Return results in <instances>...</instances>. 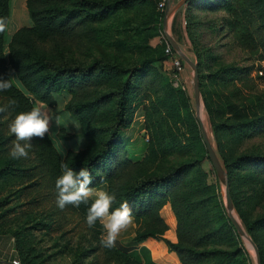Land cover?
<instances>
[{
  "label": "rangeland",
  "instance_id": "rangeland-1",
  "mask_svg": "<svg viewBox=\"0 0 264 264\" xmlns=\"http://www.w3.org/2000/svg\"><path fill=\"white\" fill-rule=\"evenodd\" d=\"M160 1L107 0L108 15L96 24L90 39L93 52L102 58L136 65L133 79L138 88L132 99L131 119L120 133L121 145L146 173L179 165L188 169L181 192L194 199L197 225L210 235L205 246L214 247V254L211 252L203 264H258L255 249L236 233L227 217L231 215L225 181L209 154L202 122L221 162L224 155L229 161L235 215L258 245L264 264V73L260 72L264 69V0H187L172 15L170 33L198 64L200 108L193 65L182 56L184 68L176 73L172 59L162 48L167 38L165 10L180 0H169L167 6L159 5ZM29 23L26 7L14 1L5 35V54L12 32ZM8 72L13 82L22 87L11 66ZM128 75L129 72H100L84 79L86 83L78 93L93 106L86 121L87 135L81 134L86 140L84 147L99 145L114 118L116 99L102 102L97 96ZM70 97L71 92L60 89L52 105L34 100L35 106L44 105L60 117L61 126L52 125L56 145L74 140L77 131L71 121L81 125L65 108ZM22 181L15 175L0 178V232L12 238L16 257L21 258L13 231L23 239L30 264H124L121 251L101 246L100 226L89 228L85 221L62 213V230L54 229L59 222L51 213L26 202L20 189ZM168 208L174 212L170 202L160 208L165 219ZM132 216L133 224L119 235L116 246L142 242L136 235L146 217ZM168 224L161 236L150 238L178 255L167 245V240H178V220L176 226L172 221ZM22 242L17 245L21 247Z\"/></svg>",
  "mask_w": 264,
  "mask_h": 264
},
{
  "label": "trees",
  "instance_id": "trees-1",
  "mask_svg": "<svg viewBox=\"0 0 264 264\" xmlns=\"http://www.w3.org/2000/svg\"><path fill=\"white\" fill-rule=\"evenodd\" d=\"M10 1L0 0V18L5 19L7 24ZM25 6L31 24L22 25L12 32L7 54L4 53L7 27L0 33V79H9L12 83L10 89L0 91V106L8 105L11 99L16 101L14 106L0 113V178L10 175L21 178L20 189L27 198L26 202L41 207L42 212L51 213L59 222L54 229L61 232L65 220L62 213L85 221L88 207L85 204L78 208L68 205L63 210L57 207L55 181L61 175V163L77 172L83 167L87 168L92 174L90 188L104 185L105 191L116 194L113 210L121 202L127 201L132 208V215L146 217L136 235L138 240L161 236L168 229V223L172 221L176 226L178 220V240H167L168 247L178 255L168 252L161 242L150 239L149 247L146 244L115 246L124 256V264H203L211 256L214 247L208 249L205 246L210 235L197 225L198 212L194 199L181 192L188 169L179 165L163 172L146 173L127 156L121 145L120 133L131 119L132 99L138 88L136 79H133L136 65L130 61L120 64L93 52L90 39L94 36L96 24L108 15L107 0H26ZM164 47L165 43L162 48L166 54ZM8 66L14 69V77L25 89L13 82ZM100 72H129V75L117 85L103 89L96 98L102 102L112 97L116 99L113 121L99 145L87 144L81 149H67L62 154L53 138L46 135L43 140L33 139L29 158L10 157L9 151L15 141L8 127L12 118L20 111L30 110L35 106V101L54 104V93L60 89L71 92L65 108L80 122V134L87 135L86 121L93 106L88 99H82L78 92L86 83L84 79ZM223 159L231 183L229 161L225 155ZM166 202L172 204L175 213L168 208L165 219L160 208ZM227 217L240 236L232 217ZM76 224L77 221L74 226ZM96 225L100 226L101 233L103 228L100 222L97 221ZM11 234L16 238L21 264H30L31 261H27L31 256L24 253L23 239L15 231ZM19 242H22L21 247L17 245Z\"/></svg>",
  "mask_w": 264,
  "mask_h": 264
},
{
  "label": "clouds",
  "instance_id": "clouds-1",
  "mask_svg": "<svg viewBox=\"0 0 264 264\" xmlns=\"http://www.w3.org/2000/svg\"><path fill=\"white\" fill-rule=\"evenodd\" d=\"M6 27V20L0 18V33L4 32ZM11 87L12 83L9 79H0V91H6ZM15 104L14 99L9 100L8 105L0 106V113L6 112ZM53 123L60 127V117L44 105L18 112L8 125L10 133L15 136L9 151L10 157L12 159L29 158L33 139L43 140L46 135L50 137ZM71 124L79 129L78 123ZM60 170L61 175L55 181L57 207L63 210L68 205L77 208L81 204L88 205L85 220L87 226L93 228L99 221L103 228V234L100 237L101 246L114 248L119 235L133 224L132 208L129 203L123 201L113 210L116 194L104 190L93 192L89 186L92 183V174L87 168L83 167L77 172L61 163Z\"/></svg>",
  "mask_w": 264,
  "mask_h": 264
},
{
  "label": "water",
  "instance_id": "water-1",
  "mask_svg": "<svg viewBox=\"0 0 264 264\" xmlns=\"http://www.w3.org/2000/svg\"><path fill=\"white\" fill-rule=\"evenodd\" d=\"M186 1L187 0H180V1H178V3H176V5L173 6L172 9H170V10L166 9L165 10L164 29H165V32L167 34V39L169 40L170 43H172V45L175 48V50L179 54H181V56H183L185 59L190 61V63L194 67V73H195L194 81H195L196 100H197V106H198V108H200V104H201V99H200V75H199L198 64L196 62L192 61L190 59V57H188V55L183 52L179 42L172 35V33H170V21H172V15L174 14V12L178 8V6L181 5V3L186 2ZM168 2H169V0L167 1V5H168ZM201 127H202L203 135H204V138L206 140L207 147H208V150H209V154L211 156L213 164H214V166H215V168L217 170V173H218L219 177L225 181L228 211H229V213H230V215H231V217H232V219H233V221H234L239 233L242 236H244L250 242V244L253 246V248L255 249L256 254H257L258 264H263L262 263L261 253H260V249H259L258 245L252 239V237L249 235V233L246 231V229L243 227V225L240 223V221L237 219V217L235 215L234 202H233V199H232V196H231V192H230V180H229L228 172L225 169L223 163L221 162L220 157L218 156L215 148L213 147L209 137L207 136V133L205 131V128H204V125H203L202 122H201Z\"/></svg>",
  "mask_w": 264,
  "mask_h": 264
},
{
  "label": "crops",
  "instance_id": "crops-1",
  "mask_svg": "<svg viewBox=\"0 0 264 264\" xmlns=\"http://www.w3.org/2000/svg\"><path fill=\"white\" fill-rule=\"evenodd\" d=\"M14 1L17 2L19 4V6H20V4H22L23 5V8L26 7L24 5L26 0H11L10 1V14L12 12V4L14 3ZM29 24H31V23H29ZM17 25H21L19 21H17ZM7 28H8V24H7ZM54 95H55V93H54ZM37 102H39V101H37ZM71 122H74V121H71ZM75 123H77V122L75 121ZM54 130L55 129L52 126V130H51V133H50V136L51 137L53 136L52 134L54 133ZM73 130H74V132L77 131V135L74 136V140L73 141L61 142L60 145H57V147L59 148V150H60V152L62 154H64V152L67 149L77 150V149H80V148L84 147V145H85L86 140H85L84 136H82L80 134V126H79V129L73 127ZM91 189L93 190V192L98 191V190H104L105 191L104 185H99V186L93 187ZM92 199H94V197ZM150 239H153V238H150V236H149V238H146L140 244H146L148 246V242L150 241ZM11 244H12V238H9L8 236H6V235H4V234H2L0 232V261L1 260L10 261L11 258L17 256V253H15L14 250H13V249H15V247H14L13 244L12 245ZM165 249H166V247H165ZM170 253H172V252H170Z\"/></svg>",
  "mask_w": 264,
  "mask_h": 264
},
{
  "label": "built area",
  "instance_id": "built-area-1",
  "mask_svg": "<svg viewBox=\"0 0 264 264\" xmlns=\"http://www.w3.org/2000/svg\"><path fill=\"white\" fill-rule=\"evenodd\" d=\"M168 0H162L159 2V5L164 6L167 5ZM165 53L172 59L176 73L181 72L184 68L185 61L182 56L175 50L172 43L169 42L168 39H165ZM261 73H264V69H260ZM0 264H21L20 259L18 257L11 258L10 261L1 260Z\"/></svg>",
  "mask_w": 264,
  "mask_h": 264
},
{
  "label": "bare ground",
  "instance_id": "bare-ground-1",
  "mask_svg": "<svg viewBox=\"0 0 264 264\" xmlns=\"http://www.w3.org/2000/svg\"><path fill=\"white\" fill-rule=\"evenodd\" d=\"M201 113V117H202V112H200Z\"/></svg>",
  "mask_w": 264,
  "mask_h": 264
}]
</instances>
